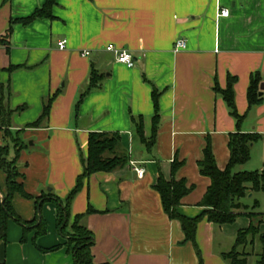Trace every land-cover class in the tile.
<instances>
[{
  "label": "crops",
  "instance_id": "crops-1",
  "mask_svg": "<svg viewBox=\"0 0 264 264\" xmlns=\"http://www.w3.org/2000/svg\"><path fill=\"white\" fill-rule=\"evenodd\" d=\"M46 1L0 0V82L10 90L7 105L16 109L11 133L0 128V146L9 144L14 159L13 138L26 143L17 164L24 189L33 196L17 193L12 199L28 227L9 219L7 239L0 240V263L75 264L48 193L65 198L75 187L91 132H118L117 150L128 156V163L93 173L72 202V216L90 206L96 210L82 220L93 233L94 261L227 264L222 254L233 248L250 218L242 214L232 224L218 225L203 217L195 243H184L182 225L164 211L155 185L160 175L185 179L192 189L177 210L188 218L201 216L206 209L201 201L211 184L199 169L207 138L224 170L232 133L264 136V0H57L53 18L22 20ZM223 8L229 10L227 16L218 15ZM181 38L187 47L176 50ZM109 45L131 52L134 66L117 61ZM92 66L103 74L101 84L76 110ZM254 75L260 80V101L250 106ZM231 78H236L232 87L239 122L222 94ZM155 91L160 121L156 144L149 149L134 118H143L144 136L151 137ZM50 98L48 117L38 127H28ZM175 162L182 165L173 173ZM135 167L144 168V175ZM262 169L264 137L252 145L250 160L234 171ZM7 190V175L0 169V199ZM258 195L260 191H250L241 199L248 206L243 212L251 210ZM41 218L47 226L44 235L37 234Z\"/></svg>",
  "mask_w": 264,
  "mask_h": 264
},
{
  "label": "trees",
  "instance_id": "trees-1",
  "mask_svg": "<svg viewBox=\"0 0 264 264\" xmlns=\"http://www.w3.org/2000/svg\"><path fill=\"white\" fill-rule=\"evenodd\" d=\"M57 0H47L46 3L38 8L30 16L23 18L24 22H31L37 18H53V7ZM15 68V67H14ZM13 67L11 68L14 69ZM103 74L92 66L89 82L86 89L81 92L80 97L76 103V110L78 109L83 98L94 88L101 84ZM236 78H231L228 88L222 91L228 106L239 122L241 116L238 115L235 108V99L233 91V83ZM260 80L258 75L251 78L248 100L250 106L260 101L259 90ZM10 94L7 86L0 82V128L4 129L6 134L11 133V119L16 109L10 108L6 100ZM158 93L154 92V106L155 115L153 117V131L149 138L144 136L143 118L139 116L134 118L137 133L141 141L149 149H152L156 144L157 129L160 121ZM52 98L45 104L40 118L29 124L28 127H38L42 124L50 112ZM260 134L255 133H241L236 132L230 135L229 149L230 158L227 167L224 170L218 168L215 156L212 151L211 139L208 137L206 146L204 148V157L199 161L200 173L208 176L211 179L202 201L201 205L206 207L201 216L195 218H188L180 214L177 210L182 198L188 194L192 187L187 185L185 179L167 180L163 175L155 185V189L160 193L164 211L172 219L180 221L185 233L184 243L192 241L195 243L196 229L199 221L203 217H207L210 222L214 224H232L242 214L250 218V225L245 229H240L237 233L236 241L233 248L222 254L227 264H247L250 251H247V246L255 245L258 236V256L257 264H264V233H261L260 227L264 222V213L247 211L248 206L241 202V199L250 191L264 192V169L252 171H234L235 167L244 164L250 160L252 145L262 138ZM15 147L17 148V155L14 159L9 158L10 146L4 144L0 146V169L7 175V193L4 194L3 199H0V240L6 241L8 221L14 218L16 221L24 225L27 229L28 224L23 222L16 214L12 199L15 194H21L26 198L32 199L33 196L27 193L21 181L23 173L17 164V156L20 151L27 147L20 138H13ZM121 142V136L118 132H91L88 138V150L86 157L82 159L83 172L78 176L75 187L65 198L56 196L53 192L48 193L50 201L54 202L57 210V227L61 234L65 237V246L67 251L72 254L75 264H113V263H96L92 253L93 233L83 224V217L87 214L96 212L91 206L85 213L76 214L72 216V202L76 195L81 191L88 178L99 171H114L117 168L125 166L129 159L125 154L118 153V147ZM182 165V162H175L172 165V171L175 173ZM43 197L38 198V203ZM2 200V201H1ZM260 206L259 200H254L253 208ZM39 220V219H38ZM36 219L37 222L38 221ZM47 232L46 222L43 218L38 224V235H44ZM22 240H25V235ZM59 246L50 248V251L58 249ZM199 251V250H198ZM0 264H6L1 262Z\"/></svg>",
  "mask_w": 264,
  "mask_h": 264
},
{
  "label": "built area",
  "instance_id": "built-area-1",
  "mask_svg": "<svg viewBox=\"0 0 264 264\" xmlns=\"http://www.w3.org/2000/svg\"><path fill=\"white\" fill-rule=\"evenodd\" d=\"M229 14V10L226 8H223L219 11V16H227ZM59 47L61 49L66 48V41L59 42ZM187 47V43L185 39H178L175 43L176 50L185 49ZM107 50L113 52L116 55L117 61L120 63L126 64L129 67L134 66V58L131 52H129L127 49L117 48L113 45L107 46ZM135 170L139 176L144 175V168L135 167Z\"/></svg>",
  "mask_w": 264,
  "mask_h": 264
},
{
  "label": "rangeland",
  "instance_id": "rangeland-1",
  "mask_svg": "<svg viewBox=\"0 0 264 264\" xmlns=\"http://www.w3.org/2000/svg\"><path fill=\"white\" fill-rule=\"evenodd\" d=\"M259 197H261V198H259ZM255 199H258V200L259 199H262L261 200V205H260L259 208L254 209L253 208L254 200L251 201V207L252 208H251L250 211H256V212H262V213H264V192L263 191H260V195H258V198H255ZM260 228H261V233L264 232V222L261 224V227ZM255 242L256 243H255L254 246H251V244L247 246V251H250L251 252V255L249 256L250 257L249 258L250 259V261H249L250 263L249 264H257V261L259 259V256H258V252H259V248H258L259 239H258V236H257Z\"/></svg>",
  "mask_w": 264,
  "mask_h": 264
},
{
  "label": "water",
  "instance_id": "water-1",
  "mask_svg": "<svg viewBox=\"0 0 264 264\" xmlns=\"http://www.w3.org/2000/svg\"><path fill=\"white\" fill-rule=\"evenodd\" d=\"M263 87H264V84H263Z\"/></svg>",
  "mask_w": 264,
  "mask_h": 264
}]
</instances>
